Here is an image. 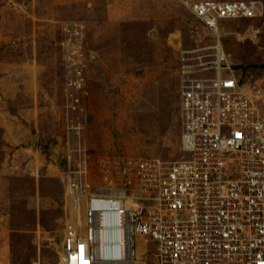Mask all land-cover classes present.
Returning <instances> with one entry per match:
<instances>
[{"label": "rangeland", "instance_id": "rangeland-1", "mask_svg": "<svg viewBox=\"0 0 264 264\" xmlns=\"http://www.w3.org/2000/svg\"><path fill=\"white\" fill-rule=\"evenodd\" d=\"M198 1L263 12L216 35L186 6ZM73 21L85 27V94L68 86ZM217 42L245 82L264 85V0H0V264H62L83 240L81 203L66 198L74 161L101 190L120 184L124 159L183 158L180 50Z\"/></svg>", "mask_w": 264, "mask_h": 264}, {"label": "built area", "instance_id": "built-area-1", "mask_svg": "<svg viewBox=\"0 0 264 264\" xmlns=\"http://www.w3.org/2000/svg\"><path fill=\"white\" fill-rule=\"evenodd\" d=\"M186 6L216 35L222 21L263 12L258 2ZM69 24L68 86L84 93L85 27ZM234 68L220 42L180 50V161L124 159L114 168L120 184L101 190L83 177L86 163L74 161L66 198L81 203L84 238L62 264H264V85ZM77 103L74 95L71 111Z\"/></svg>", "mask_w": 264, "mask_h": 264}]
</instances>
